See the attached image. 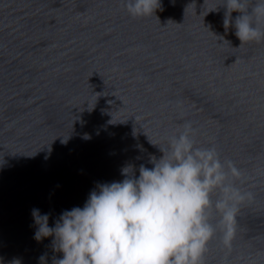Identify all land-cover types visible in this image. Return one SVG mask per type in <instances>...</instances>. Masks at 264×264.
I'll use <instances>...</instances> for the list:
<instances>
[{
	"label": "water",
	"instance_id": "95a60500",
	"mask_svg": "<svg viewBox=\"0 0 264 264\" xmlns=\"http://www.w3.org/2000/svg\"><path fill=\"white\" fill-rule=\"evenodd\" d=\"M223 3L160 0L132 18L125 0H0V264L61 258L31 210L54 226L123 168H152L186 122L251 193L230 249L210 210L203 264H264V41L225 31Z\"/></svg>",
	"mask_w": 264,
	"mask_h": 264
},
{
	"label": "clouds",
	"instance_id": "9594fccd",
	"mask_svg": "<svg viewBox=\"0 0 264 264\" xmlns=\"http://www.w3.org/2000/svg\"><path fill=\"white\" fill-rule=\"evenodd\" d=\"M225 31L230 24L242 43L264 41V0H224ZM160 0H125L130 17L151 16ZM249 9H251L249 11ZM233 12L239 13L234 20ZM190 122L169 141L152 168L122 169L119 182L98 184L84 206L63 211L49 226V214L32 209L34 239L52 237V264H203L216 229L210 210L219 213L222 244L231 248L238 206L250 197L235 185L241 172L221 161L215 147L200 148ZM217 195L215 201L213 194ZM39 264H47L46 254Z\"/></svg>",
	"mask_w": 264,
	"mask_h": 264
}]
</instances>
